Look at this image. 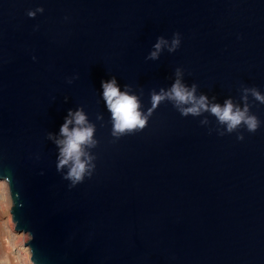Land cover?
I'll return each mask as SVG.
<instances>
[{"label": "water", "instance_id": "water-1", "mask_svg": "<svg viewBox=\"0 0 264 264\" xmlns=\"http://www.w3.org/2000/svg\"><path fill=\"white\" fill-rule=\"evenodd\" d=\"M176 32L175 52L148 59ZM178 67L210 103L264 93V0H0V179L34 264H264V104L249 95L254 133L221 136L165 100L142 131L111 134L102 81L146 114ZM81 107L96 167L70 187L48 134Z\"/></svg>", "mask_w": 264, "mask_h": 264}, {"label": "clouds", "instance_id": "clouds-1", "mask_svg": "<svg viewBox=\"0 0 264 264\" xmlns=\"http://www.w3.org/2000/svg\"><path fill=\"white\" fill-rule=\"evenodd\" d=\"M43 11V7H39L29 10L27 14L29 17H35L37 12ZM165 45L168 46L169 52H175L181 45V34L176 32L170 44L161 36L154 45V50L149 53L148 59H158ZM175 75L176 79L169 88H161L158 92L155 89L152 90L150 94L151 108L147 110L146 114L141 110V103L137 95L128 90L130 85H125V90L121 91L115 76L110 80L102 81V98L111 113L112 136L118 139L126 134L142 131L147 126L155 108L165 100L170 101L185 117L189 115L202 116L206 112L214 116L219 124L224 125V131L219 133L221 136L225 133L236 132L241 127L254 133L260 127L261 121L257 115L251 113V105L248 103L249 95H251L255 101L264 104V93L257 87H242L243 107L234 104L232 98L226 99L221 105L220 103H210L206 94L197 96V84L193 83L190 87L184 84L182 68H176ZM73 79L70 78L69 83ZM201 123L207 124V117ZM70 125L74 126L70 128ZM95 131L96 126L89 122L87 114L81 107L75 111L69 109L65 122L60 127V138H55L52 133L48 134L49 139H55L58 146L57 170L62 171L66 166L68 167L64 179L71 182L70 187L82 183L86 176L91 177L95 170L96 165L93 163L95 157L87 151L88 148H94L99 143L94 139ZM237 138L243 140V133H240Z\"/></svg>", "mask_w": 264, "mask_h": 264}, {"label": "rangeland", "instance_id": "rangeland-1", "mask_svg": "<svg viewBox=\"0 0 264 264\" xmlns=\"http://www.w3.org/2000/svg\"><path fill=\"white\" fill-rule=\"evenodd\" d=\"M12 206L11 191L5 180L0 179V264H32L27 245L31 236L15 229V223L9 217L12 218Z\"/></svg>", "mask_w": 264, "mask_h": 264}, {"label": "bare ground", "instance_id": "bare-ground-1", "mask_svg": "<svg viewBox=\"0 0 264 264\" xmlns=\"http://www.w3.org/2000/svg\"><path fill=\"white\" fill-rule=\"evenodd\" d=\"M5 183L7 184L8 188L10 189L9 182H8L7 180H5ZM11 214H12V213H11ZM9 217H10L11 220L14 221V223H15V227H16V220L13 219V215H12V218H11V215H10ZM28 234L31 236L30 239H32L33 236H32L30 233H28ZM30 236H29V237H30ZM30 239H29V240H30ZM26 240H27V239H25L24 241L26 242ZM28 250H29V252H30L29 257L31 256V263L34 264L33 261H32V253H31V249H30L29 246H28Z\"/></svg>", "mask_w": 264, "mask_h": 264}]
</instances>
